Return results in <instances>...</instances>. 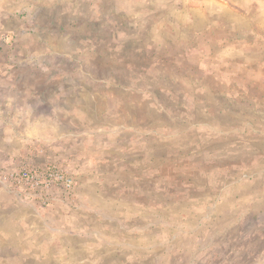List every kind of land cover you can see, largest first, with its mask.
Returning a JSON list of instances; mask_svg holds the SVG:
<instances>
[{
  "label": "rangeland",
  "instance_id": "1",
  "mask_svg": "<svg viewBox=\"0 0 264 264\" xmlns=\"http://www.w3.org/2000/svg\"><path fill=\"white\" fill-rule=\"evenodd\" d=\"M0 264H264V0H0Z\"/></svg>",
  "mask_w": 264,
  "mask_h": 264
}]
</instances>
